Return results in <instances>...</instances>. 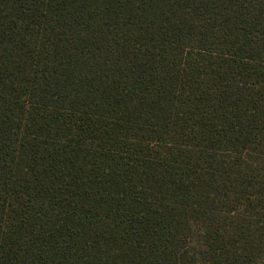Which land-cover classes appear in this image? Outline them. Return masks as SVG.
I'll return each instance as SVG.
<instances>
[{
  "label": "trees",
  "instance_id": "obj_1",
  "mask_svg": "<svg viewBox=\"0 0 264 264\" xmlns=\"http://www.w3.org/2000/svg\"><path fill=\"white\" fill-rule=\"evenodd\" d=\"M0 264H264V0H0Z\"/></svg>",
  "mask_w": 264,
  "mask_h": 264
}]
</instances>
